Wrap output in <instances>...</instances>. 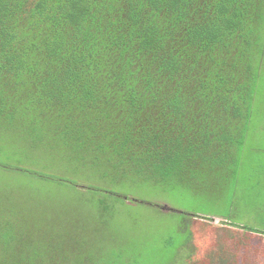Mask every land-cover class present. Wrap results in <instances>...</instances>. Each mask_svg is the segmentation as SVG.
<instances>
[{
  "label": "trees",
  "instance_id": "1",
  "mask_svg": "<svg viewBox=\"0 0 264 264\" xmlns=\"http://www.w3.org/2000/svg\"><path fill=\"white\" fill-rule=\"evenodd\" d=\"M263 32L264 0H0L1 147L122 185L152 170L218 201L237 175L220 165L248 128ZM0 169L78 188L1 157ZM24 193L0 209V264H138L133 246L107 244L102 203L90 220Z\"/></svg>",
  "mask_w": 264,
  "mask_h": 264
},
{
  "label": "rangeland",
  "instance_id": "2",
  "mask_svg": "<svg viewBox=\"0 0 264 264\" xmlns=\"http://www.w3.org/2000/svg\"><path fill=\"white\" fill-rule=\"evenodd\" d=\"M257 49L248 128L243 143L227 157L231 165H220L227 174L232 172L231 168L236 169L237 175L218 201L197 190V186L189 188L186 181L179 183L156 171L151 170L145 181L122 185L113 176L92 174L78 165L53 162L49 168L44 163L51 159L37 148L29 147L28 153H22L14 145L2 148L0 144L3 160L53 176L64 173L78 187L70 189L64 182L33 180L0 169V209L21 202L25 198V193L20 194L22 190L38 200L44 199V205L60 200L68 205L67 209L82 206L83 217L90 220L97 213L89 211L87 205L102 203L112 225L105 231L107 244L112 243L121 251L133 246L138 264H264V32ZM55 165L62 169L54 168ZM107 193L126 196L138 203ZM147 204L162 208L157 210ZM164 206L168 209H163ZM182 213L187 216L182 218ZM70 219V237H80L83 229L78 224L84 222L75 219L73 213Z\"/></svg>",
  "mask_w": 264,
  "mask_h": 264
},
{
  "label": "water",
  "instance_id": "3",
  "mask_svg": "<svg viewBox=\"0 0 264 264\" xmlns=\"http://www.w3.org/2000/svg\"><path fill=\"white\" fill-rule=\"evenodd\" d=\"M163 209H168V208L166 206H164Z\"/></svg>",
  "mask_w": 264,
  "mask_h": 264
}]
</instances>
